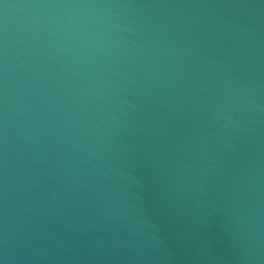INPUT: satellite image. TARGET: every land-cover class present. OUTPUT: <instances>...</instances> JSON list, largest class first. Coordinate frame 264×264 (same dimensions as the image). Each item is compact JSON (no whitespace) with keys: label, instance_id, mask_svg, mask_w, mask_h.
<instances>
[{"label":"water","instance_id":"1","mask_svg":"<svg viewBox=\"0 0 264 264\" xmlns=\"http://www.w3.org/2000/svg\"><path fill=\"white\" fill-rule=\"evenodd\" d=\"M0 264H264V0H0Z\"/></svg>","mask_w":264,"mask_h":264}]
</instances>
